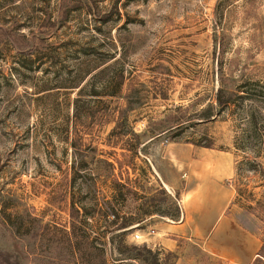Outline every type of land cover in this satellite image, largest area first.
I'll use <instances>...</instances> for the list:
<instances>
[{
    "label": "rangeland",
    "instance_id": "374dc122",
    "mask_svg": "<svg viewBox=\"0 0 264 264\" xmlns=\"http://www.w3.org/2000/svg\"><path fill=\"white\" fill-rule=\"evenodd\" d=\"M250 111L264 114V0H0V264H221L203 237L163 225L204 181V148L232 165L227 213L258 236L250 262L264 264V147L233 145ZM117 115L128 132L108 136ZM131 143L143 191L121 202L118 235L97 210L109 198L102 159ZM71 223L72 239L78 225L91 238L82 257Z\"/></svg>",
    "mask_w": 264,
    "mask_h": 264
},
{
    "label": "crops",
    "instance_id": "0c3cea01",
    "mask_svg": "<svg viewBox=\"0 0 264 264\" xmlns=\"http://www.w3.org/2000/svg\"><path fill=\"white\" fill-rule=\"evenodd\" d=\"M201 152L195 170L204 181L183 190L179 220L163 225L170 231L203 237L204 246L221 264H248L259 247V238L227 213L233 194L220 181L231 174L232 165L219 161L211 148Z\"/></svg>",
    "mask_w": 264,
    "mask_h": 264
},
{
    "label": "trees",
    "instance_id": "16d2710c",
    "mask_svg": "<svg viewBox=\"0 0 264 264\" xmlns=\"http://www.w3.org/2000/svg\"><path fill=\"white\" fill-rule=\"evenodd\" d=\"M116 1V0H114ZM113 8L117 10L116 4L113 3ZM87 9L90 8L87 6ZM105 19V18H104ZM221 79V73H218L217 75V85L215 87V102L220 106H222L226 99H224V85L222 83ZM121 84V79H118V86ZM80 88V87H78ZM125 105L128 106V102L125 101ZM209 111L205 112L204 115L209 116ZM122 118V115H118L113 119V126L108 134V136H119L123 134H127L128 131H121L119 128L120 119ZM161 120V119H159ZM164 121V120H163ZM161 122V121H159ZM246 122L249 124V126L242 130L241 133L237 134L233 139V145L234 147H242L245 146L246 143L249 144L251 148L255 151L259 150V148L264 147V136L262 133H264V114L262 113H252L250 111V114L246 116ZM167 123V122H166ZM170 125L166 126L165 128H161L158 130V132L161 131H168ZM134 134V132H131ZM155 134V132L153 133ZM204 146L211 147L212 142L204 144ZM122 150L120 151V155L122 157V160L119 159L116 156H113L112 158L105 157L102 159V162L104 164V168L101 169V172L105 174L109 178V184H108V192H109V198L101 199L100 205L97 207V210L99 211V219L104 223V225L108 228V230L114 231L116 229H121L125 227L127 224V217L125 215H120V205H122V201L125 199L128 195H138V197H141L142 195V185L138 183V178L135 176L134 178L129 177V160H133V155L136 153V148L131 143V145L128 146H121ZM256 155V154H255ZM80 165H76L74 163L70 164V170L72 173L71 179H73L76 175H79L80 172ZM260 169V168H259ZM133 172V171H132ZM81 175V174H80ZM136 175V174H134ZM262 198L261 199H255V209H263L264 210V182L262 183ZM72 190V189H69ZM69 193H72L69 191ZM239 195L238 190L235 188L234 194L232 195V198L230 200V204L237 200V196ZM68 208H73L74 211H77L78 208L82 209L83 214L86 213V209H84L83 205L76 204L74 199H72V195L70 194L69 200L67 201ZM77 205V206H76ZM249 207H252L251 205H247ZM70 215V214H69ZM262 220L264 221V215L262 216ZM85 220H81V225L84 226ZM73 223H71V230L68 231V241L67 245L69 248V251L72 252V254L77 255V252H79V257H82L84 255V251L88 249V247L91 245V238L89 234L87 233V230L84 228H81L79 225L77 226L79 229V232H77L76 235H74V239L71 238L70 233L74 234L73 230ZM123 230L118 231V235H123ZM262 240L264 241V231H263V237ZM134 246V245H132ZM136 247V246H134ZM147 251H150V249H146ZM77 255V256H78ZM153 264H158L157 258L155 254H153ZM260 256L255 257V262L260 260ZM253 264V262L248 263Z\"/></svg>",
    "mask_w": 264,
    "mask_h": 264
},
{
    "label": "built area",
    "instance_id": "2783aa9c",
    "mask_svg": "<svg viewBox=\"0 0 264 264\" xmlns=\"http://www.w3.org/2000/svg\"><path fill=\"white\" fill-rule=\"evenodd\" d=\"M134 236L137 237L138 236L137 233H135Z\"/></svg>",
    "mask_w": 264,
    "mask_h": 264
}]
</instances>
